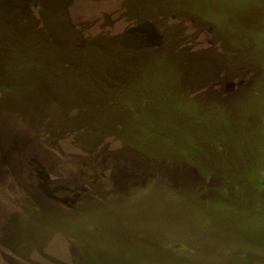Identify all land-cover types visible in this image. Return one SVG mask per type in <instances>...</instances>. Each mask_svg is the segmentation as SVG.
I'll list each match as a JSON object with an SVG mask.
<instances>
[{"label": "rangeland", "instance_id": "rangeland-1", "mask_svg": "<svg viewBox=\"0 0 264 264\" xmlns=\"http://www.w3.org/2000/svg\"><path fill=\"white\" fill-rule=\"evenodd\" d=\"M0 264H264V0H0Z\"/></svg>", "mask_w": 264, "mask_h": 264}]
</instances>
